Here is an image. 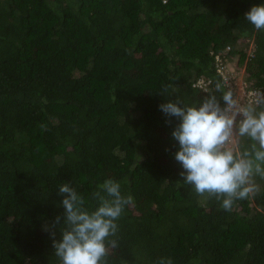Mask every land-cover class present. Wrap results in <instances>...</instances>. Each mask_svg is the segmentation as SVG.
Masks as SVG:
<instances>
[{
    "label": "trees",
    "instance_id": "16d2710c",
    "mask_svg": "<svg viewBox=\"0 0 264 264\" xmlns=\"http://www.w3.org/2000/svg\"><path fill=\"white\" fill-rule=\"evenodd\" d=\"M254 4L264 0H0V264H59L42 229L63 222L59 186L95 207L108 178L134 204L107 264H264V180L231 211L196 194L174 158L178 121L158 107L219 98L216 83L234 94L216 56L238 52L247 88L264 93V30L244 18Z\"/></svg>",
    "mask_w": 264,
    "mask_h": 264
},
{
    "label": "clouds",
    "instance_id": "9594fccd",
    "mask_svg": "<svg viewBox=\"0 0 264 264\" xmlns=\"http://www.w3.org/2000/svg\"><path fill=\"white\" fill-rule=\"evenodd\" d=\"M244 18L255 30H264V4L252 5ZM215 92L221 94L219 98L210 93L198 105L170 100L158 107L178 121L171 136L179 146L174 158L183 169L182 184L205 199L215 198L224 210L231 211L235 201L259 192L255 177L264 180V93H254L257 99L243 104L221 83L215 84ZM243 139L250 142L246 147L240 143ZM58 193L63 195V222L57 216L42 229L53 237L59 264H107L109 249L118 247L110 237L116 236L117 221L134 204L133 197L122 194L121 184L111 178L91 193L95 207L69 183L60 185ZM57 226L60 240L54 238ZM158 264L173 261L161 258Z\"/></svg>",
    "mask_w": 264,
    "mask_h": 264
},
{
    "label": "rangeland",
    "instance_id": "374dc122",
    "mask_svg": "<svg viewBox=\"0 0 264 264\" xmlns=\"http://www.w3.org/2000/svg\"><path fill=\"white\" fill-rule=\"evenodd\" d=\"M237 49L241 50L243 48L242 43L237 45ZM245 49L247 55H251L254 44L250 43ZM228 50V49H226ZM241 52H238L235 55H230L225 57L221 64H219L220 73L226 83L231 89L234 91V96L239 99L242 98L243 91L249 86L245 80L244 73V63L241 62L240 59ZM206 82L203 80L199 81V85L203 88L206 87Z\"/></svg>",
    "mask_w": 264,
    "mask_h": 264
},
{
    "label": "built area",
    "instance_id": "2783aa9c",
    "mask_svg": "<svg viewBox=\"0 0 264 264\" xmlns=\"http://www.w3.org/2000/svg\"><path fill=\"white\" fill-rule=\"evenodd\" d=\"M228 49V48H227ZM217 59V70L220 72L219 70V64H221V59H219V56H216ZM204 82V81H203ZM199 84V82H198ZM254 93H263L262 91H260L259 89H254V88H246L243 91V95L242 98L239 97V100L243 103V104H248L253 102L255 99H257V96L254 95Z\"/></svg>",
    "mask_w": 264,
    "mask_h": 264
}]
</instances>
